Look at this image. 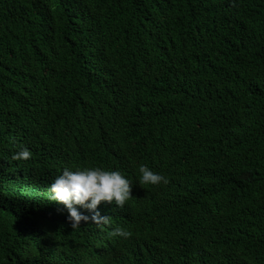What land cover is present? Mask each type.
<instances>
[{
    "label": "trees",
    "instance_id": "trees-1",
    "mask_svg": "<svg viewBox=\"0 0 264 264\" xmlns=\"http://www.w3.org/2000/svg\"><path fill=\"white\" fill-rule=\"evenodd\" d=\"M77 166L132 184L103 224ZM0 264H264V0H0Z\"/></svg>",
    "mask_w": 264,
    "mask_h": 264
},
{
    "label": "clouds",
    "instance_id": "clouds-1",
    "mask_svg": "<svg viewBox=\"0 0 264 264\" xmlns=\"http://www.w3.org/2000/svg\"><path fill=\"white\" fill-rule=\"evenodd\" d=\"M32 152L27 147L13 155L15 160H28ZM139 180L142 185L157 186L170 183L169 177L155 172L145 164L139 165ZM51 200L66 206L68 220L73 228L79 227L81 222L92 221L95 224L107 222L108 217L99 211L102 202H114L123 207L132 197V184L120 171L105 169L100 166H77L75 169L65 167L60 175L50 185ZM77 205L89 210L91 216L82 213ZM113 237L127 239L131 232L123 227H117L112 232Z\"/></svg>",
    "mask_w": 264,
    "mask_h": 264
}]
</instances>
